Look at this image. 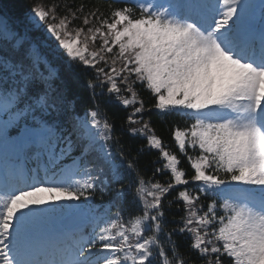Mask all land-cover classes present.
<instances>
[{
    "label": "snow or ice",
    "instance_id": "6c2138e0",
    "mask_svg": "<svg viewBox=\"0 0 264 264\" xmlns=\"http://www.w3.org/2000/svg\"><path fill=\"white\" fill-rule=\"evenodd\" d=\"M0 264H264V0H0Z\"/></svg>",
    "mask_w": 264,
    "mask_h": 264
},
{
    "label": "trees",
    "instance_id": "16d2710c",
    "mask_svg": "<svg viewBox=\"0 0 264 264\" xmlns=\"http://www.w3.org/2000/svg\"><path fill=\"white\" fill-rule=\"evenodd\" d=\"M22 2V0H5V3L8 4H16L17 6ZM24 3H44V4H52L56 3L61 6L64 4H68L72 6L73 8L78 7L79 5L83 4L85 6V11H88L94 6H99L102 11H106L107 4L110 2V0H23ZM59 14H64V9L61 7L58 10ZM143 97L147 101L150 97V93L147 91L142 92ZM104 111L107 113L108 117L110 118L111 122H113L116 126V133L115 135L119 136L121 140L124 143L125 149L129 150L131 152V155L135 157L138 160L139 167L141 168V171H143L145 168L147 169V172H145V177L148 178L152 176V172L154 167L157 165H154L152 162L157 158V153L154 151H147L140 152L139 149L142 145L145 144V141L142 139H132L127 136H125L123 133L119 131L123 121L121 119L122 116L126 115V113H122L117 111L114 108H105ZM145 120L151 121V126L155 130L156 134L160 136L163 141L165 142L166 146L169 147L172 151H177L175 149L174 141L171 138V129L175 126L184 127L187 123H191V121H187L185 117H183L180 114H157L155 110H153L152 115H145ZM191 152V150H189ZM182 159L181 167L187 169L188 164L185 158ZM191 174V173H189ZM156 179L160 180L161 182H164L167 177L157 175ZM191 188V185L189 186ZM175 195V193H173ZM172 197H168V199H171ZM96 203H101L99 194L96 196ZM173 210H175V206H173Z\"/></svg>",
    "mask_w": 264,
    "mask_h": 264
},
{
    "label": "rangeland",
    "instance_id": "374dc122",
    "mask_svg": "<svg viewBox=\"0 0 264 264\" xmlns=\"http://www.w3.org/2000/svg\"><path fill=\"white\" fill-rule=\"evenodd\" d=\"M256 2L255 3H259V0H255ZM259 15V10L257 9V16ZM11 131V130H10ZM12 134H14V132L12 133Z\"/></svg>",
    "mask_w": 264,
    "mask_h": 264
}]
</instances>
